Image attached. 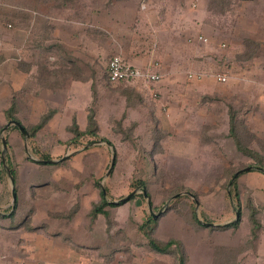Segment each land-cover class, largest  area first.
Instances as JSON below:
<instances>
[{"label":"rangeland","instance_id":"374dc122","mask_svg":"<svg viewBox=\"0 0 264 264\" xmlns=\"http://www.w3.org/2000/svg\"><path fill=\"white\" fill-rule=\"evenodd\" d=\"M4 1L0 0L1 42L6 26ZM82 1L60 0L61 14L66 13L62 10H66L69 5L70 9L80 12ZM107 1L112 2L91 0L93 11L107 9ZM146 2L140 0L138 7L147 6ZM149 2L153 5H150L146 14L154 29L156 42L160 44L161 49L157 48L159 52L166 53L164 42L167 33L170 28L176 29L179 22L187 26L196 24L200 35L207 42L210 40L209 45L204 43L208 52L201 58L202 69L200 73L194 74H222L231 78L234 72L244 70L246 60L253 56L246 51L254 50L257 56L256 59L252 58L256 63L264 60V0ZM127 3L128 8L125 6L124 10L131 13L137 2L129 0ZM180 9L183 14L179 12ZM254 34L259 35L252 38L258 40V45H255V40L248 39V36ZM251 41L254 43L250 44ZM2 49L0 46V53ZM1 61L2 55L0 75L3 73ZM105 62L95 65L100 73ZM162 79L160 76L159 80ZM211 79L202 84L207 85L208 89H227V82L219 84ZM189 84L195 83H191L187 77L177 81L179 87L173 98L175 105L172 116L176 117L181 109L180 89L183 90ZM118 85L122 83H108L105 87L109 91H117ZM97 97L93 95L92 100V108L99 109V118L102 117L97 134L108 139L116 151L103 142L88 145L85 140H82V145L67 146L65 142L70 137L69 127L64 129L65 133L61 130L58 136L52 137L48 136L46 130L47 134L38 136V144H17L14 143L16 138L9 137L11 146L8 148L6 145L5 157L8 156L11 167L17 173L15 203H12L11 197L12 184L4 167L0 165V184H4L3 192L0 193V215L14 212L15 217L12 220L0 217V264H176L177 259L173 254L163 255L150 250L147 240L136 235L137 226L150 211L154 214L161 211L155 218L154 238L162 243L169 239L178 240L183 246L184 264H223L228 257L238 264H264V175L255 170L242 173L238 179L240 193L237 199L230 192L229 180L232 174L238 169L254 165L247 156L237 150L234 152L231 142L225 139V111H228L227 106L232 104V100H217L213 106L202 102V107L197 101V95L184 98L181 103L191 106V120L206 127L196 130L194 126L189 137L185 136V128L180 125L176 128L168 127L160 114L152 116L160 132L152 133L146 128L129 126L131 123L127 121L124 125L128 126L122 129L125 134L123 136L116 121L108 123L104 120L115 112L120 101L113 99L108 102V107H105V110L108 108L107 112ZM7 124L1 110L0 162L1 138L8 142L7 133L2 132ZM162 126H166L163 132ZM200 131L207 143L203 149L195 144ZM148 133L150 142H146ZM153 142L155 145L151 160L155 164V172L154 175L142 177L146 179V191L150 195L146 199L142 193L145 190L141 186L132 187L129 183L137 174L136 170L144 166V161L133 147L140 148V151H150ZM49 147L52 152L50 159L55 161L53 164L38 160L35 156V152L41 154ZM65 156L68 157L61 160ZM112 157L114 165L111 167ZM37 161L44 164L37 165ZM104 188L109 192V195H105L108 202L122 204L106 207L107 217L99 215L92 220L89 214L92 204L100 202V189ZM186 192L196 195L198 206L194 211L200 223H203L202 213L207 218L206 223L213 224L211 228L227 225L235 221V214L240 211L238 228L218 231L192 225L189 220L190 203L183 198ZM230 193L232 199L228 197ZM175 194H180L176 203L172 202L174 198L170 200ZM129 195L135 196V199L121 202V199ZM249 202L260 211V229L257 231H253L249 221Z\"/></svg>","mask_w":264,"mask_h":264},{"label":"crops","instance_id":"0c3cea01","mask_svg":"<svg viewBox=\"0 0 264 264\" xmlns=\"http://www.w3.org/2000/svg\"><path fill=\"white\" fill-rule=\"evenodd\" d=\"M111 1H107V9L93 11L91 0H83L80 12L70 9L69 5L66 10H62L66 13L62 14L60 0L4 1L6 26L3 41H0L3 48L0 53L3 72L0 75V111H3L4 117V112L12 107L14 117L23 129H29L49 115L37 136H44L47 134L46 130L48 136H58L61 130L64 132L67 127L70 129L73 122L83 132L88 127L90 112L93 113L97 127L102 120V117L99 118V109L92 108L93 95L95 98L98 95L104 110L111 100L120 101L115 112L104 119L108 123L114 120L121 129L128 126L124 125L127 121L133 127L149 129L155 124L158 128L152 116L160 114L168 127L176 128L180 125L185 128V136L189 137L194 126L196 130L206 128L203 124L199 125L198 121L194 123L191 120V106L181 103L187 96L197 95L198 104L202 107V102L213 106L217 100H232V104L227 106L228 111H225V136L228 134V113L232 111L243 120V126L255 137L259 140L264 137V60L256 63L254 59L257 55H253L254 59L251 57L246 60L244 70L234 72L231 78H227V89H208L207 85L202 84L203 81L212 78L217 82L215 76L194 74L200 73L201 58L208 52L204 46L207 41L198 40L199 36H203L196 24L187 26L179 22L180 26H176V29L170 28L164 42L166 53L163 54L157 50L160 44L156 42L154 29L146 14L150 5H153L149 2L151 0H145L147 6L140 7V0H132L137 2L131 12L133 15L124 10L129 0ZM181 11L180 9L179 12ZM242 16L246 20L244 13ZM257 36L259 35L254 34L247 38L255 40V45H258V40L252 39ZM209 43L210 40L207 44ZM114 55L120 56L143 73L148 71L159 78L162 76V83L160 80L151 83L142 79L122 83L118 85L117 91L111 90L113 94L105 86L108 85L106 65ZM104 61L106 65L100 73L95 65ZM185 75L195 84L180 89L181 109L175 117L172 116V108L175 105L173 98L179 87L177 81L186 78ZM107 109L105 111L108 112ZM11 126L14 125L7 128ZM165 127L162 126V131ZM199 133L195 144L203 149L207 143L203 133ZM7 135L9 146L10 136L17 139L14 143H29V137L25 138L20 131L11 129ZM149 135L148 133L147 137L150 142ZM71 137L70 133L69 139ZM225 139L231 142L227 137ZM94 143L96 142L92 144ZM233 150L235 152L234 146ZM0 187L1 193L3 182Z\"/></svg>","mask_w":264,"mask_h":264},{"label":"trees","instance_id":"16d2710c","mask_svg":"<svg viewBox=\"0 0 264 264\" xmlns=\"http://www.w3.org/2000/svg\"><path fill=\"white\" fill-rule=\"evenodd\" d=\"M250 44H253V43L251 42ZM252 47H254V46H252ZM252 47H250V48H252ZM245 48H247V46ZM246 53L250 54V55L251 54L255 55L254 50H251L250 52L246 51ZM106 70H107V65H106ZM108 83H110L109 80H108ZM118 83H128V82H118ZM13 110L14 109L11 107V109L5 111L4 112L5 118L8 122L11 120H14L20 124V122L14 117V111ZM228 115H229V118H228V125L229 126H228V134L226 135V137L231 140V142H232L235 150H237V152L241 153L243 156H247L248 159H251L254 162L253 166H247V167H252L251 171L255 170V171H258L259 173L264 175V142H262L257 137H255L247 128H245L243 126V120L236 117L235 112L230 111L228 113ZM48 117H49V115L43 117L41 122L32 128H29V129L24 128L25 131H27V133H28L29 143H31V144H38L39 143L37 132L43 127V125L47 121ZM118 127H119V124H118ZM11 129L14 131H17V132L19 131L16 127L11 126V127L7 128L5 130V132L8 133L9 130H11ZM149 130L152 133H154L155 131L160 132L159 129L155 127V124L153 127L151 126V128H149ZM69 131H70L72 137L68 141L65 142V144L67 146L68 145L79 146V145H82L81 144L83 142L82 140H85L88 142V145H91L93 142H100V143L103 142V143L107 144L109 147H113V149L116 151V148L113 146V144L108 139L101 138L97 134L98 127H97V124L94 120V116H93L92 112H90V114L88 115V127L85 131H83V132L79 131L78 127L76 126V124L74 122L71 125ZM122 132H123V136H124L125 135L124 131L122 130ZM125 139H126V137H125ZM148 140L149 139H147L146 142ZM150 141H151V139H150ZM5 143H6L7 147L9 148L10 146H9L8 142H5ZM154 145H155V143L153 142L150 151L149 150L148 151L147 150L140 151V148L133 147V149L135 151H138L139 156L144 161V166H143V168H138L136 170L137 174L134 176V179L131 178L129 180V183L132 187L135 185H138V187L141 186L143 188V190H145L147 198H149V196H150L149 193L146 191L147 182H146V179H142V177H143V175H147V174L154 175L155 164L151 160L152 156L154 154V152L152 151V150H154ZM255 147L257 149H255ZM51 153L52 152H51V149L49 147V148H46L44 151H42L41 154L40 153L38 154L35 152V156H36V158H38V160L47 162V161L51 160L50 159V157L52 156ZM32 154H34V152ZM136 156H138V155H136ZM135 158L136 157L134 156V159ZM5 160L7 162V166L9 168L10 174H11L12 179H13L14 193L16 194L17 173H16V170L13 167H11V165L8 161V156L5 157ZM35 163H37V165H43L44 164V162H40V161H37ZM0 165H2L1 162H0ZM239 170H242V169H238L237 171H239ZM246 173H249V172H246ZM234 174H232V176ZM241 175L242 174L237 176L233 180V182L230 184V192L233 193V196H235L236 199L240 193L239 188H238V179ZM230 180H231V178H230ZM230 180H229V182H230ZM186 193H189V192H186ZM232 193H230V196L228 194V197H230V199H232V197H231ZM105 195H109V192L105 188L100 189V202L92 204V208H91V211L89 213L92 220H94L99 215L107 217L108 212L106 211V207H115L116 205L119 206L122 204V203L115 204L112 202H108L106 200ZM175 195H177V194H175ZM175 195H173V197ZM190 195L193 198H191L189 195H185L183 198L184 199L186 198L189 200V203H190V219L189 220L191 221L192 225H195V226L200 227V228L215 229L218 231H225L229 228H231V229L238 228L240 216H238V218L234 222H231L230 224L211 228L210 226L205 225L207 222V220H206L207 218L205 217L204 214L201 213V217L203 218V223H200L199 220L197 219V217L195 215V211H194L195 202H197L196 201V195H193V194H190ZM134 199H135V196L131 195L124 202L133 201ZM177 199H179V197L175 196L174 200L172 202H174V203L178 202L179 200L177 201ZM151 205H152L151 202H149L150 207H151ZM247 209L250 213L249 221L252 225L253 231L259 230L260 229V223L258 221V213L260 211H258V209H256V207H255V204L253 205L251 202H249ZM238 214H240V211L238 212ZM0 217H2L4 219L8 218L9 220H12L15 217V213L12 212L9 215H3L2 214V215H0ZM155 224H156V220L152 218V216L150 215V212H149V214H146L144 216V219H143V221H141V224L137 226L136 235L140 238L142 237L143 240H147V243L150 247V250H152L156 253H159V254H163V255L173 254L175 256V258L177 259L176 264H184L185 263V254H184L182 244L178 240H175V239H173V240L169 239L165 243H162V242L158 241L157 239H155L154 238V231H155V226H156ZM222 263L223 264H238V262H235L232 259H229V257L227 258V260L225 262H222Z\"/></svg>","mask_w":264,"mask_h":264},{"label":"built area","instance_id":"2783aa9c","mask_svg":"<svg viewBox=\"0 0 264 264\" xmlns=\"http://www.w3.org/2000/svg\"><path fill=\"white\" fill-rule=\"evenodd\" d=\"M199 41L206 42L207 39L203 37H198ZM107 76L110 83H118V82H136L138 80H144L145 82H157L159 80V76L155 73H148L146 71L143 73L139 68L134 67L123 60L120 56L114 55L112 56L107 63ZM215 80L220 83H226L227 77L222 74L214 75ZM199 78V77H198Z\"/></svg>","mask_w":264,"mask_h":264},{"label":"water","instance_id":"95a60500","mask_svg":"<svg viewBox=\"0 0 264 264\" xmlns=\"http://www.w3.org/2000/svg\"><path fill=\"white\" fill-rule=\"evenodd\" d=\"M9 125H14L15 127H17V129L20 131V133H21L25 138H28V134H27V132L23 129V127H22L18 122L14 121V120L9 121L8 124L2 129V132H4L5 129H6ZM94 144H100V142H98V143H94ZM1 145H2L1 163H2V166L4 167V170H5V173H6L7 177H8V179L10 180V182H11V184H12V188H11V197H12V203H15V193H14V187H13V179H12V176H11V174H10L9 168H8V166H7V164H6V160H5L6 143H5V139H4V138H1ZM67 157H68V156H65V157L61 158V160H64V159H66ZM113 160H114V157L111 158V163H110V166H111V167L113 166ZM47 162H48L49 164H53V163H55V161H53V160H49V161H47ZM250 170H252V167H246V168H244V169H242V170L237 171V172L233 175V177H232V179H231V181H230V183H229V186H230V184L233 182V180H234L239 174H242V173L248 172V171H250ZM107 174H108V173H107ZM142 193H143V197H145V198L147 199V195H146L145 191H143ZM181 194H182V193H181ZM183 194H187V195H189L190 197H192L189 193H183ZM179 195H180V194H177V195H175V196H179ZM129 196H131V195H129ZM129 196H128V197H125L124 199H121V202H124L125 200H127V199L129 198ZM175 196H174V197H175ZM174 197H172L170 200H172ZM192 198H193V197H192ZM112 203H116V202H112ZM197 206H198V203L195 202V207L197 208ZM160 213H161V211H158L156 214H154L152 211H150V215L152 216L153 219H155ZM237 217H238V213L235 214V220L237 219ZM205 225H207V226H213V224H210V223H209V224L206 223Z\"/></svg>","mask_w":264,"mask_h":264}]
</instances>
